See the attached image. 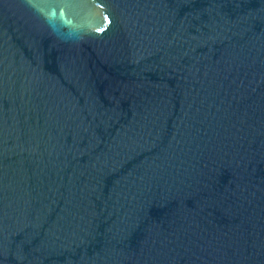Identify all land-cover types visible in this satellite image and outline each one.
<instances>
[{
	"label": "water",
	"instance_id": "obj_1",
	"mask_svg": "<svg viewBox=\"0 0 264 264\" xmlns=\"http://www.w3.org/2000/svg\"><path fill=\"white\" fill-rule=\"evenodd\" d=\"M0 264H264V0H0Z\"/></svg>",
	"mask_w": 264,
	"mask_h": 264
}]
</instances>
